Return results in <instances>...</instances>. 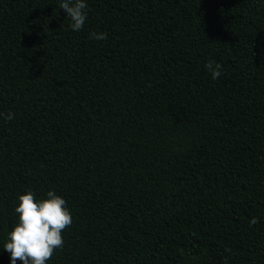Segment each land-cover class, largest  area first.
Here are the masks:
<instances>
[{
	"label": "trees",
	"instance_id": "trees-1",
	"mask_svg": "<svg viewBox=\"0 0 264 264\" xmlns=\"http://www.w3.org/2000/svg\"><path fill=\"white\" fill-rule=\"evenodd\" d=\"M61 2L0 0V264L50 190L46 264H264V0Z\"/></svg>",
	"mask_w": 264,
	"mask_h": 264
},
{
	"label": "clouds",
	"instance_id": "clouds-1",
	"mask_svg": "<svg viewBox=\"0 0 264 264\" xmlns=\"http://www.w3.org/2000/svg\"><path fill=\"white\" fill-rule=\"evenodd\" d=\"M70 18V27L73 31L82 30L87 13L85 0H62L59 5ZM96 40L107 38L106 33H90ZM221 65L214 60H209L205 68L216 79L222 75ZM14 113H0V118L14 119ZM19 205L15 212L19 222L12 228L7 236L3 251L10 254V264H46L55 254L57 249L63 248L62 232L71 226L72 216L64 198L54 191L47 192V199L37 200L32 191L19 196ZM259 221L253 217L250 226ZM225 264L227 262L225 261Z\"/></svg>",
	"mask_w": 264,
	"mask_h": 264
}]
</instances>
